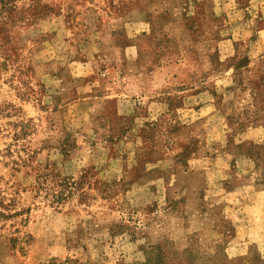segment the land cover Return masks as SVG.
<instances>
[{
  "label": "rangeland",
  "instance_id": "rangeland-1",
  "mask_svg": "<svg viewBox=\"0 0 264 264\" xmlns=\"http://www.w3.org/2000/svg\"><path fill=\"white\" fill-rule=\"evenodd\" d=\"M222 258L264 261V0H4L0 264Z\"/></svg>",
  "mask_w": 264,
  "mask_h": 264
},
{
  "label": "trees",
  "instance_id": "trees-1",
  "mask_svg": "<svg viewBox=\"0 0 264 264\" xmlns=\"http://www.w3.org/2000/svg\"><path fill=\"white\" fill-rule=\"evenodd\" d=\"M3 1L4 0H0V5H2ZM7 2H8V0H7ZM8 5H9L8 3L4 4L5 7H7ZM55 199H56L55 201L59 200L58 197H56ZM10 241H14V239H11ZM219 262L221 264H237V261L235 263H232V262H229V261H227L226 259H223V258L219 259ZM238 264H264V261L259 260L256 263H252V262H248V260H243V261L241 260L240 262H238Z\"/></svg>",
  "mask_w": 264,
  "mask_h": 264
}]
</instances>
